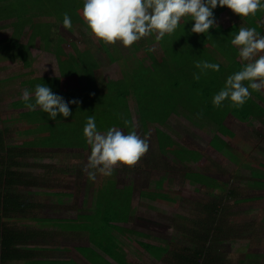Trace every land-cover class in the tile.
<instances>
[{
	"label": "rangeland",
	"instance_id": "obj_1",
	"mask_svg": "<svg viewBox=\"0 0 264 264\" xmlns=\"http://www.w3.org/2000/svg\"><path fill=\"white\" fill-rule=\"evenodd\" d=\"M82 8L83 0H0V128L2 125L9 128V145L27 150V156L17 158L20 161L18 169L26 175V182L32 184H24L20 190L35 206L23 215L35 213L45 217L38 221L17 220L16 225L28 229L37 225L48 227L53 224L50 218H59L64 225H57L59 234L52 244L62 246V249L45 252L43 258L69 261L66 264H94L92 258L100 260L98 254L93 253L95 250L120 264L94 243L93 232H99L101 237L103 229L108 227L106 215L112 209L127 214L130 207L128 220L114 222L124 228V232L110 228L120 247L119 251L112 248L113 252L124 257L127 264H174L171 263L172 255L169 256L170 263L166 261L168 254L157 259L139 242L168 246L175 252L185 246H197L201 234L208 229L215 233L214 227H223L221 234L215 236L218 240L214 236L207 238L206 247L224 255L225 264H264V188L254 184L250 168L264 163V125L257 119L243 121L228 114L224 124L240 140L222 136L227 141L218 148L213 143L218 125L208 117L191 111L186 115H171L166 125L160 127L181 145L197 150L207 159L203 163H182L173 154L160 150L156 128L151 126L145 130L136 103H131L134 131L141 138L151 133L149 150L135 165H117L112 176L104 177L98 173L95 181L89 180L83 171L90 155L89 145L87 149L28 145L34 136L26 129L38 131L41 121L37 116L42 113H38L39 109L32 129L18 120L23 109L15 108L13 102L20 98L23 89L31 90L29 80L61 75L56 55L59 45L69 54H75L77 46L81 58H88L91 52L99 65L97 73L107 80L120 79L126 71L134 70L139 59L151 64V59L145 58L147 48L154 47L152 52L158 58L166 51L153 35L130 47L117 42L108 44L116 59L110 63L102 52L105 43L89 34L82 19ZM12 12L16 15H10ZM65 13L71 17L70 29L62 25ZM214 15L223 27L240 19L231 10L219 15L215 9ZM19 21L25 24L17 33ZM257 22L264 26V11L262 20L259 16ZM46 32L49 34L44 37ZM18 39L20 48L17 49L14 46ZM22 54H27L26 60ZM26 61H29V67ZM172 62L173 68L177 69L176 63ZM78 78L81 83H86L84 75L79 74ZM260 93L264 97V90ZM116 128L128 134L125 128ZM78 129L81 131L80 123ZM192 171L205 173L226 187L220 190L216 186L192 183L185 175ZM232 190L235 194L230 193ZM157 192L176 199V204H166L151 197ZM213 205H220V211L214 210L216 220L212 224ZM78 218L81 220L78 223L87 226L86 230H75V219ZM42 244L47 248L51 246V240Z\"/></svg>",
	"mask_w": 264,
	"mask_h": 264
},
{
	"label": "trees",
	"instance_id": "obj_2",
	"mask_svg": "<svg viewBox=\"0 0 264 264\" xmlns=\"http://www.w3.org/2000/svg\"><path fill=\"white\" fill-rule=\"evenodd\" d=\"M217 13L220 14L229 9L217 7ZM9 14V13H8ZM16 15L12 12L10 15ZM260 10L255 15L241 17L239 21L233 23L229 27H223L220 21L216 19L219 27L210 29L205 34H190L192 22L189 18H182L180 25L172 35H166L160 43L166 49L165 53L158 58L154 52L146 49L145 58L151 59V64L143 59H139L134 70L126 71L120 79L107 80L97 73L99 65L93 54L88 58L79 57V50L75 46V54H69L62 45H59L56 55L59 61L61 75L59 77H35L28 81L31 90L34 91L37 84H45L49 86L56 94L63 96L66 100L76 99L77 104L70 105L72 115L66 119H62L59 115L55 121L49 119L48 114L39 111L25 110L19 113L18 120L24 124H29L34 129L35 115L41 121L38 131L34 132L26 129L29 135L34 136L28 145L37 147H77L88 148L86 139L83 136V128L87 117L94 115L96 125L99 131L106 132L111 127L125 128L129 133L133 131V119L131 114V103H136L143 127L147 130L153 126L156 128L157 140L160 150H165L173 154L182 163L200 162L203 163L207 159L197 150L190 149L181 145L168 132L160 126H165L168 119L173 114H187V111L208 117L211 121L218 125L217 138L213 141L214 145L221 148V144L225 143L228 138L230 140L239 141V137L231 129L226 127L224 121L228 114L232 113L243 121L255 118L264 125V97L257 91L251 90V96L243 106L234 107L229 101H225L221 107H214L212 104L213 96L223 87L227 76L239 71L242 64L245 63L239 59L238 50L230 43L231 39L238 33L240 27L255 28L258 33L264 35V26L260 25L256 20L260 16ZM18 31L21 32L22 25L25 22H17ZM186 24V25H185ZM185 26V27H184ZM49 33H43L47 37ZM154 36V35H153ZM14 39V38H13ZM16 40V39H14ZM33 43V42H32ZM29 45V44H28ZM26 46V45H25ZM108 44H103L102 52L108 57L110 63L116 61L108 49ZM14 48H20V40ZM2 50V49H1ZM27 52L29 48L26 49ZM26 60L27 54H22ZM223 58V59H222ZM198 60H207L211 63H218L220 70L213 72L209 70L206 75H201L199 80L193 78V73H199V69L195 68V62ZM174 61L177 69L172 66ZM29 67V61H26ZM84 75L86 83H81L78 75ZM247 81L244 82L247 85ZM15 108H27L22 100L13 102ZM184 110V111H183ZM39 111V112H38ZM38 112V113H37ZM34 113V117H33ZM125 121L128 123L126 124ZM81 124V131L78 124ZM37 126V125H36ZM39 126V124H38ZM0 128V264H7L13 260H19L21 263L33 264H66L65 260H39L33 261L28 258L24 250H20L18 245L26 242V235L23 232L13 231L12 221L19 220V214L24 210L34 207L30 201L22 196L20 188L24 184H32L26 182L27 178L24 173L19 171L20 161L17 158L27 156V150L18 145H9L6 134L9 128ZM79 130V131H78ZM223 136V137H222ZM23 163H21L22 165ZM254 177V184L264 188V163H258L255 167H251ZM186 177L192 183H202L208 186L219 187L220 190L226 184L221 183L208 176L205 173L192 171L186 172ZM192 175H196L194 178ZM163 181L160 183L162 185ZM165 184V183H164ZM160 185V186H161ZM231 194H235L232 190ZM145 194V193H144ZM156 200H161L166 204H176V199L164 195L162 192L153 194ZM126 206L124 205V209ZM210 219L212 224L216 220L215 211H220V205H213ZM128 213H119L112 209L105 217L108 223L107 229H103L104 233L99 236V232H93L94 243L106 254L114 258L120 264H127L124 257L113 252V249L119 251V243L113 230L124 232V228L116 225L114 222L126 221L129 218L130 207L127 208ZM3 213V214H2ZM24 218V217H23ZM27 219L33 217H26ZM45 218L39 217L38 220ZM51 225L63 226L59 218H50ZM74 221V220H73ZM81 221L75 219V230H86L87 226L78 223ZM209 221V220H208ZM209 223H211L209 221ZM80 224L81 226H78ZM223 225V223H220ZM219 224V225H220ZM109 228V229H108ZM223 227H214L212 229L202 231L203 235L199 238L197 246L182 247L172 251L171 247H163L153 243L139 242L146 250L153 254L157 259H161L162 255L168 254L166 261L170 263L169 256H173L171 263L174 264H225V256L210 250L206 247L205 242L211 236L220 235ZM72 229V228H70ZM56 231H43V240L48 241L50 237L59 234ZM31 234L29 235L30 238ZM218 240V239H216ZM62 249V246L58 249ZM84 250V247H79ZM98 254L92 258L94 264H115L105 256L93 250ZM169 258V259H168Z\"/></svg>",
	"mask_w": 264,
	"mask_h": 264
},
{
	"label": "clouds",
	"instance_id": "obj_3",
	"mask_svg": "<svg viewBox=\"0 0 264 264\" xmlns=\"http://www.w3.org/2000/svg\"><path fill=\"white\" fill-rule=\"evenodd\" d=\"M217 7H226L240 18L248 17L264 9V0H83L81 11L89 34L96 40L105 44L119 42L130 47L148 36L154 35L155 41L159 42L166 35L174 34L182 18L190 17V34L209 33L210 29L219 27L214 15ZM62 25L66 29L72 28L71 17L67 13ZM230 43L245 63L239 71L226 77L223 87L212 98L214 107H221L226 100L234 107L243 106L251 96L250 89L264 90V35L255 28L240 27ZM154 50V47L147 49L149 52ZM194 66L199 69V73H193L195 80L209 70H220L218 63L207 60H198ZM20 99L29 110L39 108L53 121L58 115L62 119L70 117V105L78 103L76 99L66 100L45 84H37L34 91L23 89ZM83 136L90 146L83 171L89 180L95 181L98 173L104 177L112 176L117 165H135L148 152L151 133L141 138L134 130L125 134L116 127L101 132L97 129L95 116L90 115L83 128Z\"/></svg>",
	"mask_w": 264,
	"mask_h": 264
},
{
	"label": "crops",
	"instance_id": "obj_4",
	"mask_svg": "<svg viewBox=\"0 0 264 264\" xmlns=\"http://www.w3.org/2000/svg\"><path fill=\"white\" fill-rule=\"evenodd\" d=\"M264 11V9H261L260 10V17H261V20H262V12ZM225 12H228V11H225ZM225 12H222L220 14H223ZM219 14V15H220ZM257 21V20H256ZM260 25H262L261 23H259ZM16 100H21L20 98L19 99H16ZM14 100V101H16ZM18 109H23V111H25L24 109L25 108H18ZM22 123V122H21ZM19 124V123H18ZM24 125V123H22ZM2 128H8L6 125H2ZM3 129V130H4ZM10 135V131L6 134V138H8V136ZM9 139V138H8ZM9 142V141H7ZM22 196H23V193L21 192ZM24 198V196H23ZM30 209V208H29ZM28 209V210H29ZM28 210H24L22 212H19V221H38V216H36V214L34 213V215H31V214H27V216H24L23 213L24 212H27ZM131 213V209L129 210V214ZM22 214V215H21ZM17 215L14 214L13 217ZM24 217V218H23ZM26 217H33V218H30V219H27ZM16 220L12 221V223L10 225H12V228H13V231H19V232H23L25 233L26 235V238H25V241L24 243L18 245L19 249L20 250H24L25 251V254L28 256V258L30 260H35V261H39V260H50V261H53V260H57V259H49V258H43V253L45 252H52L51 250L53 249H58V246L52 244L53 242V239L54 237H50L49 240H51V246H47L44 247L43 246V242H48V241H45L43 240V234L42 232L43 231H56L58 232V228L57 227V224L56 225H50L48 227L46 226H38L35 227L34 229H28V228H23V227H19L18 225H16ZM31 234L30 237H32V240H29V235ZM57 237V235L55 236V238ZM38 240V241H36ZM51 254V253H50ZM7 264H28V263H21L19 260H13V261H10L8 262ZM33 264H38L37 262H33Z\"/></svg>",
	"mask_w": 264,
	"mask_h": 264
}]
</instances>
